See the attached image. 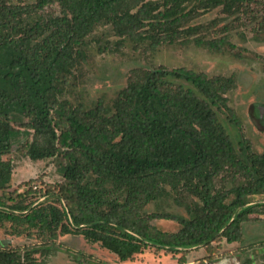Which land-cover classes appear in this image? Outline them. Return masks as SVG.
<instances>
[{
	"label": "trees",
	"instance_id": "16d2710c",
	"mask_svg": "<svg viewBox=\"0 0 264 264\" xmlns=\"http://www.w3.org/2000/svg\"><path fill=\"white\" fill-rule=\"evenodd\" d=\"M259 4L264 0H0V192L13 170L3 156L17 142L32 161L54 160L63 178L58 205H11L1 193L0 227L11 223L16 237L33 232L46 250L58 236L79 235L119 261L148 248L183 256L203 247L211 263L223 240L240 241L255 212L251 199L264 196V151L253 152L243 139L236 148L219 121L224 110L239 125L224 96L232 77L135 68L110 107L72 104L66 89L98 27L136 47L158 48L201 32L184 28L200 12L248 15ZM195 42L219 51L225 39ZM237 179L229 188L215 184ZM45 187V194L55 191ZM29 193L36 191L30 186L18 197ZM169 193L186 217L145 212ZM158 220L178 228L163 232L152 225ZM39 244L0 242V264H35Z\"/></svg>",
	"mask_w": 264,
	"mask_h": 264
},
{
	"label": "rangeland",
	"instance_id": "374dc122",
	"mask_svg": "<svg viewBox=\"0 0 264 264\" xmlns=\"http://www.w3.org/2000/svg\"><path fill=\"white\" fill-rule=\"evenodd\" d=\"M241 9V8H240ZM245 15L237 12L224 13L220 7L203 11L191 17L185 23L187 27H201L203 30L192 34L183 42V38L174 44L153 48L148 44L136 47L132 42L112 34L104 27H98L87 39V61L74 73L70 86L66 89V98L72 104H82L92 108L101 101L110 107L116 93L127 80L130 70L163 66L168 70L185 68L207 77L223 76L233 78V87L224 96L226 105L234 111L239 125L229 123L226 112L218 111V118L223 128L230 135L238 148V141L248 142L252 151H264V7H250ZM196 38L205 41L225 39L219 51L199 46ZM122 43V45H117ZM111 49L101 50L103 46ZM22 141V140H21ZM20 141V142H21ZM11 161L13 170L7 190L0 195L11 198V205H27L46 202L58 205L61 197L57 192L63 178L54 160L32 161L25 156L18 142L10 152L3 156ZM240 180L215 183L218 187L229 188ZM46 185H51L53 193L45 194ZM32 187L36 194L29 193L18 197ZM34 195V196H33ZM169 195L148 204L146 213L167 212L186 217L182 207L176 206ZM255 212L242 224V238L238 242L222 241L216 253V259L209 262V255L203 247L194 248L183 256L164 250L148 248L141 253H134L125 261L96 243H90L79 235L58 236L52 248L46 245L35 233L14 236L9 234L11 223L0 227V242L11 247H32L40 245L41 252L35 253V264H264V196L253 197ZM259 219V220H257ZM152 225L170 233L177 230L175 222L158 220ZM183 258V259H182ZM182 259V261L180 260Z\"/></svg>",
	"mask_w": 264,
	"mask_h": 264
},
{
	"label": "water",
	"instance_id": "95a60500",
	"mask_svg": "<svg viewBox=\"0 0 264 264\" xmlns=\"http://www.w3.org/2000/svg\"><path fill=\"white\" fill-rule=\"evenodd\" d=\"M2 244H4V242L1 241Z\"/></svg>",
	"mask_w": 264,
	"mask_h": 264
}]
</instances>
